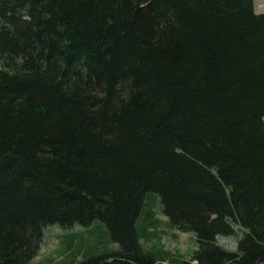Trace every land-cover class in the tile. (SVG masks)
<instances>
[{
    "label": "trees",
    "instance_id": "obj_1",
    "mask_svg": "<svg viewBox=\"0 0 264 264\" xmlns=\"http://www.w3.org/2000/svg\"><path fill=\"white\" fill-rule=\"evenodd\" d=\"M252 1L0 0V264L50 225L103 231L41 264H264ZM154 206L188 257L141 246Z\"/></svg>",
    "mask_w": 264,
    "mask_h": 264
},
{
    "label": "rangeland",
    "instance_id": "obj_2",
    "mask_svg": "<svg viewBox=\"0 0 264 264\" xmlns=\"http://www.w3.org/2000/svg\"><path fill=\"white\" fill-rule=\"evenodd\" d=\"M252 2H254L255 12H264V0H253ZM154 209H156V206H154ZM96 223L105 229L103 224L100 222ZM101 231L100 227H94V225H88V227L76 225L70 228H62L58 225L47 226L44 229V237L40 249H38L39 252L33 258V264H41L42 261H45L48 257H54V260H56L62 253L66 254L78 246L84 247L91 239H89L87 243L86 240H81L79 236H93L97 238L101 237ZM72 235L78 237H75L70 242L71 246L65 249L66 242L68 244L70 240H66V238ZM215 242L228 249H233L236 245V238L232 236H218ZM140 243L144 248L161 250L164 253L168 252L173 255L180 254L184 258L188 257L196 248L193 233L190 231H181L172 226L159 208L155 210L151 223L147 224V232L145 236L140 239ZM59 253H61V255H58ZM79 257L80 256H78V259ZM51 261L52 260H49L47 264Z\"/></svg>",
    "mask_w": 264,
    "mask_h": 264
}]
</instances>
